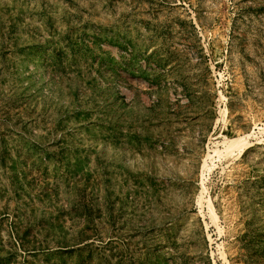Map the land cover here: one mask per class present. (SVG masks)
I'll list each match as a JSON object with an SVG mask.
<instances>
[{
    "label": "rangeland",
    "instance_id": "1",
    "mask_svg": "<svg viewBox=\"0 0 264 264\" xmlns=\"http://www.w3.org/2000/svg\"><path fill=\"white\" fill-rule=\"evenodd\" d=\"M0 264H264V0H0Z\"/></svg>",
    "mask_w": 264,
    "mask_h": 264
},
{
    "label": "bare ground",
    "instance_id": "2",
    "mask_svg": "<svg viewBox=\"0 0 264 264\" xmlns=\"http://www.w3.org/2000/svg\"><path fill=\"white\" fill-rule=\"evenodd\" d=\"M132 84H134L136 87L145 88L146 83L142 80H132Z\"/></svg>",
    "mask_w": 264,
    "mask_h": 264
}]
</instances>
